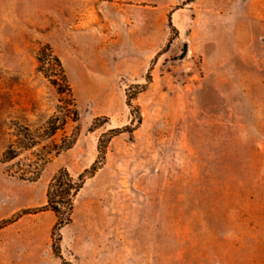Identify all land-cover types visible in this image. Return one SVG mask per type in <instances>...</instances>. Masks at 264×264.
I'll return each mask as SVG.
<instances>
[{
    "label": "rangeland",
    "instance_id": "374dc122",
    "mask_svg": "<svg viewBox=\"0 0 264 264\" xmlns=\"http://www.w3.org/2000/svg\"><path fill=\"white\" fill-rule=\"evenodd\" d=\"M0 264H264V0H0Z\"/></svg>",
    "mask_w": 264,
    "mask_h": 264
},
{
    "label": "trees",
    "instance_id": "16d2710c",
    "mask_svg": "<svg viewBox=\"0 0 264 264\" xmlns=\"http://www.w3.org/2000/svg\"><path fill=\"white\" fill-rule=\"evenodd\" d=\"M52 59L59 65V60L52 56ZM68 91V88H66ZM114 132V130H110ZM101 141L99 151L101 152ZM102 153V152H101ZM12 158L14 156H11ZM98 159L93 162L90 169H85L82 173L73 178L66 169H60L48 184L46 192V207H48L55 214L57 221L55 229L59 230L70 219L69 214L72 208V198L82 186L84 180L90 177L98 168ZM57 234L56 240H58Z\"/></svg>",
    "mask_w": 264,
    "mask_h": 264
},
{
    "label": "water",
    "instance_id": "95a60500",
    "mask_svg": "<svg viewBox=\"0 0 264 264\" xmlns=\"http://www.w3.org/2000/svg\"><path fill=\"white\" fill-rule=\"evenodd\" d=\"M186 52H187V44H186V43H183V44H182V51H181V53L178 55L177 59H178V60L182 59V58L186 55Z\"/></svg>",
    "mask_w": 264,
    "mask_h": 264
}]
</instances>
